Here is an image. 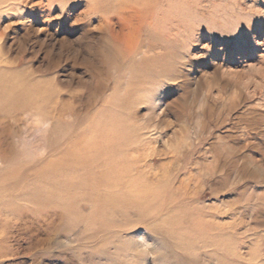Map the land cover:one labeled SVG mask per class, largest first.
Returning <instances> with one entry per match:
<instances>
[{"label": "rangeland", "instance_id": "rangeland-1", "mask_svg": "<svg viewBox=\"0 0 264 264\" xmlns=\"http://www.w3.org/2000/svg\"><path fill=\"white\" fill-rule=\"evenodd\" d=\"M127 2L5 3L0 66L63 114L71 137H82L76 149L108 140L127 169L137 157L133 184L165 197L117 210L106 223L121 232L81 250L79 228L59 219L69 210L24 199L0 216V264H228L229 247L245 264H264V0ZM27 121L18 165L32 175L56 159L48 142L61 124ZM181 182L176 195L190 206L182 231L141 225ZM40 184L33 192L54 203L69 196Z\"/></svg>", "mask_w": 264, "mask_h": 264}, {"label": "bare ground", "instance_id": "bare-ground-1", "mask_svg": "<svg viewBox=\"0 0 264 264\" xmlns=\"http://www.w3.org/2000/svg\"><path fill=\"white\" fill-rule=\"evenodd\" d=\"M139 1L146 0H128L132 5L139 4ZM13 2L15 0H0V8L5 3V6H9ZM132 55L131 53L130 56ZM30 88L22 85L19 73L0 66V200L7 203V206L0 209V216L4 215L5 212L18 213L19 209L14 205H19V202L24 199L39 206L50 202L54 207L56 206L61 210H69V215L61 216L62 219L58 215L57 217L66 225L65 227L68 230L73 231L79 228V236L75 237L78 249L106 246L108 241L112 239L111 234L116 233L115 235H117L120 231L114 228L109 229L106 223L108 219L114 217L117 210L125 207L133 208L134 206L140 209V206L144 204L147 206V203H153L157 199L160 200L165 195L161 191L151 193L146 192L144 188H137L131 178H135L134 175L136 176V170H138L136 168L137 163H135L137 157L132 159L134 163L131 164V168L127 169L129 164L125 163L127 160L126 155L119 150L118 146L117 148L113 146V148L108 140L105 143L100 140L98 144L94 143L86 150L80 149L81 147L76 149L77 143H81L79 141L82 140V137L80 140L78 135L71 137V130L68 125L66 123L61 124L63 114L59 112L55 114L54 109L46 104L47 101L41 99L39 93L30 91ZM31 115H40L47 122L61 124L59 129L54 127L53 131L56 136L48 142V149L56 159L39 163L37 169L29 168L35 169L34 172L32 171V175L27 174L23 164L18 165L20 164L19 157H21L19 148L21 140L19 138L20 126L24 122H28L27 120L30 119ZM7 122L13 123L17 130H10L6 126ZM61 131L65 133L62 137L59 136V133L62 135ZM9 136L13 139L11 142L8 139ZM130 145H132L131 142ZM116 158L122 159L118 161ZM21 167L23 171H15V168ZM153 179L159 181L157 178L153 177ZM170 180L172 179L169 178ZM38 182L39 184H37ZM41 182H49L54 189H65L67 187L69 189L68 198L54 203L52 201L57 200L56 195H46L41 191L33 192V188L39 190V187H42ZM70 188L74 189L73 192ZM172 189L173 195L170 199L160 202L157 208L154 207L156 210L149 209L150 216L147 213L149 218L146 220L147 222H140L141 225L143 224L152 230L160 227L167 230L172 229L173 232L175 230L182 231L183 226L180 224L182 212L180 211L189 206V203L182 198L185 195H176V193L185 189L182 182L176 187L173 186ZM191 209H194V207ZM66 217L67 219H64ZM163 225L164 227H161ZM228 251L230 254L228 264L246 263V259L233 252L230 247ZM184 254L186 255V252Z\"/></svg>", "mask_w": 264, "mask_h": 264}]
</instances>
